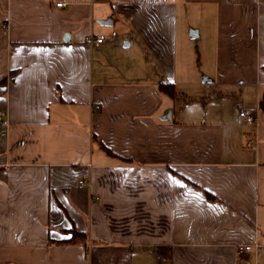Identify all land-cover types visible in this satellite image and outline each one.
Masks as SVG:
<instances>
[{"label": "crops", "instance_id": "crops-1", "mask_svg": "<svg viewBox=\"0 0 264 264\" xmlns=\"http://www.w3.org/2000/svg\"><path fill=\"white\" fill-rule=\"evenodd\" d=\"M263 93L264 0H0V264H264Z\"/></svg>", "mask_w": 264, "mask_h": 264}, {"label": "rangeland", "instance_id": "rangeland-1", "mask_svg": "<svg viewBox=\"0 0 264 264\" xmlns=\"http://www.w3.org/2000/svg\"><path fill=\"white\" fill-rule=\"evenodd\" d=\"M202 44L201 42H199L198 44H193L192 47H191V50H192V70L193 72L196 74L192 77H190V82L193 84V85H199L200 82H201V78H199L200 76V73L202 72V69H204V66L206 64V55L208 54H205L203 52V49H202ZM215 96H212V95H209V99L210 98H214ZM176 98V101H173V107L174 109L177 111L180 107V104L183 105V104H187V103H192L195 102V98H189L187 95L185 94H179ZM205 100H207L205 98ZM208 103V102H207ZM80 181H83V180H80Z\"/></svg>", "mask_w": 264, "mask_h": 264}, {"label": "built area", "instance_id": "built-area-1", "mask_svg": "<svg viewBox=\"0 0 264 264\" xmlns=\"http://www.w3.org/2000/svg\"><path fill=\"white\" fill-rule=\"evenodd\" d=\"M56 5L60 6V5H62V2H58V3H56ZM114 35H115V32L114 31L111 32V36H114ZM106 37L107 36L105 34H98V35L89 34V35L85 36L84 42H86L88 44L101 43L106 39ZM239 115H240V117H242L244 119L245 122H248V123L254 122V116L251 113H246L244 111H241V112H239ZM4 124H6V122L0 120V125H4ZM82 183H83V181H79V184H82ZM251 246L252 245H250V244L239 245L238 250L242 251L245 249H250ZM257 246H258V244H255V247H257Z\"/></svg>", "mask_w": 264, "mask_h": 264}, {"label": "trees", "instance_id": "trees-1", "mask_svg": "<svg viewBox=\"0 0 264 264\" xmlns=\"http://www.w3.org/2000/svg\"><path fill=\"white\" fill-rule=\"evenodd\" d=\"M159 89L162 92L167 93L171 97H175V95H176V93H175V91L173 89L172 83H170V82H161L159 84ZM259 103H260V107L264 110V93H263V96L260 99V102ZM103 148L106 149L105 146H103Z\"/></svg>", "mask_w": 264, "mask_h": 264}]
</instances>
